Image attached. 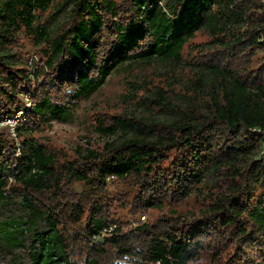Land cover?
<instances>
[{
  "label": "trees",
  "instance_id": "1",
  "mask_svg": "<svg viewBox=\"0 0 264 264\" xmlns=\"http://www.w3.org/2000/svg\"><path fill=\"white\" fill-rule=\"evenodd\" d=\"M202 30L197 88L175 118H99V131L121 138L77 155L33 137L125 64L182 61ZM21 32L36 41L35 64ZM139 91L143 106L172 107L163 89ZM18 109L20 153L0 126V264H264V0H0V122ZM214 170L229 185L190 222L161 213L127 227L115 216L111 176L127 187L118 204L146 214Z\"/></svg>",
  "mask_w": 264,
  "mask_h": 264
},
{
  "label": "rangeland",
  "instance_id": "2",
  "mask_svg": "<svg viewBox=\"0 0 264 264\" xmlns=\"http://www.w3.org/2000/svg\"><path fill=\"white\" fill-rule=\"evenodd\" d=\"M50 11H53L50 9ZM49 15L44 14V16ZM57 18H63L62 12ZM20 40L23 42V49L29 53L30 62L35 64L37 57L35 54L36 41L29 34L21 32ZM209 39L207 30L199 31L186 45L183 52V59L180 62L172 60L153 59L147 62H133L125 64L113 72L101 84L97 91L91 96L81 100L73 114L65 121L48 119L43 122L35 131H32L33 137L48 146L63 149L69 155H77L84 153L87 148H103L107 142L115 141L121 138L122 132L114 135H105L98 130L97 119H105L107 123L113 120L114 115H125L129 117H144L147 119L170 120L178 114L179 107L183 103L182 95L196 86V78L193 69L194 61L205 59L202 56L201 49L205 46V42ZM160 88L165 90V94L169 97L172 107L169 109H161L160 107L150 108L143 106L132 99L131 90H140L141 95L144 90L146 94L154 92ZM25 100V95H23ZM32 104V99L30 95ZM23 128L26 122H20ZM1 127L6 128L12 143L21 141L18 136L17 140L11 134L9 124L2 123ZM241 160V163L246 162ZM226 170L209 171L204 179L197 184L192 192L177 204H165L162 207L151 208L146 212V220L156 218L161 213H171L184 221H192L208 210L211 203L221 195L227 186L229 180L225 174ZM13 181V179H12ZM109 191L114 197L113 201L117 206L113 208L116 212V218L119 222L129 226V219L133 217L137 222L140 214H131L127 207L118 204L117 198L119 194H126L127 187L118 178H110ZM15 183V182H14ZM79 190L81 186L76 184ZM141 222V223H142Z\"/></svg>",
  "mask_w": 264,
  "mask_h": 264
},
{
  "label": "built area",
  "instance_id": "3",
  "mask_svg": "<svg viewBox=\"0 0 264 264\" xmlns=\"http://www.w3.org/2000/svg\"><path fill=\"white\" fill-rule=\"evenodd\" d=\"M25 100L27 101V107H30L31 106V100H30L29 94H25ZM26 121H27V111L24 109H18L13 114L5 116L1 120L0 124H2V123L9 124L11 127V134L15 138V140H17L18 128L20 127L19 123L20 122H26ZM257 130L261 131V129H257ZM14 145H15L16 153L17 154L20 153L21 142L16 141V143H14ZM260 153H261V156L264 158V131H261V152ZM110 178H115V176H111V177H109V179ZM144 220H146V214H140L138 222L135 219H133V217H132L129 219V223L132 226H135V225L140 224ZM117 226H118V223H110L101 231V234L99 235V237L103 238V237L111 236L115 232V229L117 228ZM156 264H161V262L157 261Z\"/></svg>",
  "mask_w": 264,
  "mask_h": 264
}]
</instances>
